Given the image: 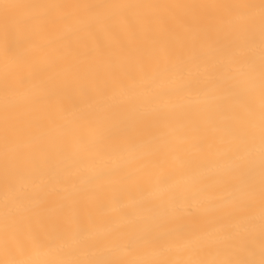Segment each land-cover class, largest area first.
<instances>
[{"label": "bare ground", "instance_id": "obj_1", "mask_svg": "<svg viewBox=\"0 0 264 264\" xmlns=\"http://www.w3.org/2000/svg\"><path fill=\"white\" fill-rule=\"evenodd\" d=\"M264 0H0V264L264 261Z\"/></svg>", "mask_w": 264, "mask_h": 264}, {"label": "snow or ice", "instance_id": "obj_2", "mask_svg": "<svg viewBox=\"0 0 264 264\" xmlns=\"http://www.w3.org/2000/svg\"><path fill=\"white\" fill-rule=\"evenodd\" d=\"M262 139H264V117H262ZM261 195H262V198H264V189H262V192H261ZM261 264H264V261L261 262Z\"/></svg>", "mask_w": 264, "mask_h": 264}]
</instances>
